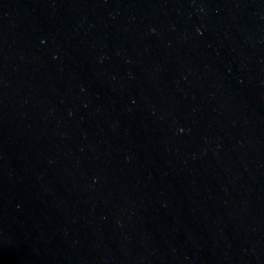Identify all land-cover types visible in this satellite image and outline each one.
<instances>
[{
    "label": "water",
    "instance_id": "1",
    "mask_svg": "<svg viewBox=\"0 0 264 264\" xmlns=\"http://www.w3.org/2000/svg\"><path fill=\"white\" fill-rule=\"evenodd\" d=\"M0 264H264V0H0Z\"/></svg>",
    "mask_w": 264,
    "mask_h": 264
}]
</instances>
